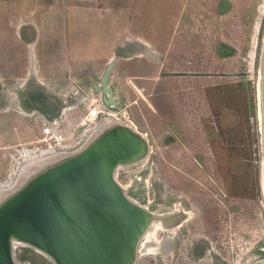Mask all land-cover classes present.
<instances>
[{"label": "rangeland", "instance_id": "rangeland-1", "mask_svg": "<svg viewBox=\"0 0 264 264\" xmlns=\"http://www.w3.org/2000/svg\"><path fill=\"white\" fill-rule=\"evenodd\" d=\"M263 25L264 0H0V199L64 154L21 158L40 120L80 122L91 100L113 114L101 112L115 120L106 123L145 133V156L114 171L125 196L182 217L151 221L131 264H264ZM71 105L64 115H73L60 113ZM12 246L17 264H52L24 243Z\"/></svg>", "mask_w": 264, "mask_h": 264}, {"label": "water", "instance_id": "water-1", "mask_svg": "<svg viewBox=\"0 0 264 264\" xmlns=\"http://www.w3.org/2000/svg\"><path fill=\"white\" fill-rule=\"evenodd\" d=\"M256 72L264 201V25ZM105 81L97 87L104 97ZM114 141L108 134L86 153L44 170L0 202V264H17L13 241L32 245L52 264H131L135 244L151 221L162 226L181 221L179 212L160 216L125 196L113 176L122 158L114 155Z\"/></svg>", "mask_w": 264, "mask_h": 264}, {"label": "built area", "instance_id": "built-area-1", "mask_svg": "<svg viewBox=\"0 0 264 264\" xmlns=\"http://www.w3.org/2000/svg\"><path fill=\"white\" fill-rule=\"evenodd\" d=\"M86 100L84 102V112L80 115V122L73 119H66L65 124H59L58 120L53 118H42L40 124L37 125L39 137L36 144L28 148H22L21 158L24 160H38L45 157H51L60 153H70L79 148L84 141L92 134V132L102 124L105 119L101 117V112H105L107 116H112L111 112L103 111L102 104H94ZM74 106H67L60 110L62 115ZM74 112H70L64 116H71ZM99 125V126H98ZM81 127V128H80ZM80 128V133L75 132ZM66 132V136L63 134ZM82 140L77 148H74L76 142ZM71 149L69 152L66 150Z\"/></svg>", "mask_w": 264, "mask_h": 264}, {"label": "bare ground", "instance_id": "bare-ground-1", "mask_svg": "<svg viewBox=\"0 0 264 264\" xmlns=\"http://www.w3.org/2000/svg\"><path fill=\"white\" fill-rule=\"evenodd\" d=\"M113 60H114V57L112 58V60H110V62L106 66V70H108L110 68ZM112 121L115 122V120H113V119H110V118L106 119L104 121L105 124L102 126L103 128L99 132H96V135H94L95 133L93 134L94 136L91 135V137L92 136L93 137L86 144H84V146L80 150H78L76 152H72V153H64L63 155H61L58 158H56V160H53L52 162L47 163L48 165L46 167H44L43 169L41 168V166H42V164H41L40 168L36 169L37 171L32 173L25 180L26 182L24 184H22L23 182H21L22 185L21 186L19 185V187L14 188V186H13V187H11L10 190L6 189V191H4L6 194L4 195V197H1L0 202L2 200H4V198L9 196L10 194L15 192L14 189L17 190V189L21 188L29 180L33 179L35 176L39 175L44 170H47V169H49L51 167H54V166H56L58 164L66 162L69 159H72L74 157H77V156H80V155L86 153L89 149H91L94 146H96L98 142L104 140L107 137V135L110 134V133L112 134L113 139L115 140L114 141L115 144L113 146V147H115L114 148V150H115L114 155L116 154V155H119V156L122 157L120 163L124 162L126 159L136 162V160L144 157L145 154L149 150V146H148L145 134L143 135L138 130H136V128L132 125V123L130 125L129 124L128 125L121 124L119 122H116V123H113V124L106 123V122H112ZM51 157H53V156H51ZM130 161H127V162H130ZM113 176H114V174H113ZM117 184L121 188V186H120V184L118 182H117ZM121 190H122V188H121ZM13 242H15V241H13ZM13 242H10V244L13 245ZM137 242H138V240H137ZM137 242H136V244H137ZM136 244H135V247H134L135 253H136ZM24 245H27L28 247L34 249L35 251L39 252L40 254L46 256L49 259V257L46 254L40 252L38 249L34 248L32 245H29V244H26V243H24ZM13 248H14V246H13ZM132 262H133V259H131V263Z\"/></svg>", "mask_w": 264, "mask_h": 264}, {"label": "flooded vegetation", "instance_id": "flooded-vegetation-1", "mask_svg": "<svg viewBox=\"0 0 264 264\" xmlns=\"http://www.w3.org/2000/svg\"><path fill=\"white\" fill-rule=\"evenodd\" d=\"M38 129V128H37ZM38 137H39V132H38ZM38 137H35V139L32 141V142H34L35 144L37 143L36 142V140L38 139ZM21 144V143H20ZM22 145V144H21ZM21 148H24V146L23 147H21Z\"/></svg>", "mask_w": 264, "mask_h": 264}, {"label": "crops", "instance_id": "crops-1", "mask_svg": "<svg viewBox=\"0 0 264 264\" xmlns=\"http://www.w3.org/2000/svg\"><path fill=\"white\" fill-rule=\"evenodd\" d=\"M113 57H114V56H111V57L108 59V61L106 62V66L108 65V63L110 62V60H112ZM142 134H145V133H142Z\"/></svg>", "mask_w": 264, "mask_h": 264}]
</instances>
